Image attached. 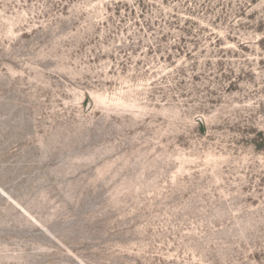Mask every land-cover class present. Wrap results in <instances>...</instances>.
I'll list each match as a JSON object with an SVG mask.
<instances>
[{
	"label": "rangeland",
	"instance_id": "374dc122",
	"mask_svg": "<svg viewBox=\"0 0 264 264\" xmlns=\"http://www.w3.org/2000/svg\"><path fill=\"white\" fill-rule=\"evenodd\" d=\"M0 264H264V0H0Z\"/></svg>",
	"mask_w": 264,
	"mask_h": 264
}]
</instances>
